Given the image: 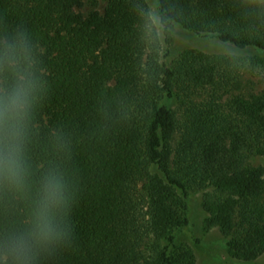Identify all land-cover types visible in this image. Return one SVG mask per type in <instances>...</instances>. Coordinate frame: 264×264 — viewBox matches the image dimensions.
Instances as JSON below:
<instances>
[{"label":"trees","instance_id":"1","mask_svg":"<svg viewBox=\"0 0 264 264\" xmlns=\"http://www.w3.org/2000/svg\"><path fill=\"white\" fill-rule=\"evenodd\" d=\"M155 1L163 27L253 55L190 50L162 62L147 0H104L102 13L87 15L77 12L83 0H0V16L23 24L41 48L22 182L0 171V237L32 227L50 173L63 184L74 233L72 247L41 252L34 264H195L177 245L192 190L203 192L206 228L219 230L233 259L252 263L264 253L255 205L264 168L248 166L264 149V100L235 102L249 118L239 127L193 96L235 65L258 64L264 0Z\"/></svg>","mask_w":264,"mask_h":264},{"label":"clouds","instance_id":"2","mask_svg":"<svg viewBox=\"0 0 264 264\" xmlns=\"http://www.w3.org/2000/svg\"><path fill=\"white\" fill-rule=\"evenodd\" d=\"M40 45L23 24H10L0 16V171L14 184L22 182V150L25 119L36 99L39 82L36 65ZM67 207L63 184L50 173L37 202L32 227L26 232L0 237L7 264H34L41 252L72 247V225L65 221Z\"/></svg>","mask_w":264,"mask_h":264},{"label":"rangeland","instance_id":"3","mask_svg":"<svg viewBox=\"0 0 264 264\" xmlns=\"http://www.w3.org/2000/svg\"><path fill=\"white\" fill-rule=\"evenodd\" d=\"M147 1L150 18L159 41L162 62L170 64L190 50L205 54L234 55L244 58L253 55L252 51L240 50L211 36L195 35L175 24L163 27L159 22V15L155 7L156 1ZM104 8V0H83V4L77 9V12L81 15H87L93 10L102 13ZM257 56L260 57L258 64L247 62L235 65L221 73L212 85L194 91V101L223 116L228 123L232 122V125L241 127L249 123V118L236 113L235 102L251 104L259 99L264 100V55ZM175 143L176 140L171 141L172 146ZM248 166L264 168V149L251 154ZM202 193L199 190H192L189 193V221L179 232L177 245L189 249L194 256L195 264H264V253L252 263L240 262L231 257V253L224 247L223 237L219 230L206 228L207 215L201 208ZM255 205L259 213L264 214V194Z\"/></svg>","mask_w":264,"mask_h":264}]
</instances>
